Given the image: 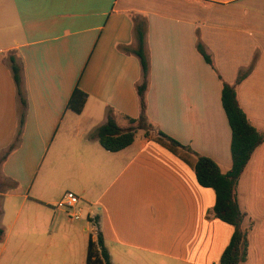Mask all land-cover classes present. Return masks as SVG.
Listing matches in <instances>:
<instances>
[{"label":"crops","instance_id":"crops-1","mask_svg":"<svg viewBox=\"0 0 264 264\" xmlns=\"http://www.w3.org/2000/svg\"><path fill=\"white\" fill-rule=\"evenodd\" d=\"M136 16L147 23L152 131L145 137L139 130L131 145L112 153L93 134L110 111L123 128L140 115L142 70L123 49L135 47ZM9 54L23 67L27 109L19 142L1 166L16 188L3 195L0 264L50 257L86 264L94 219L113 264H219L234 228L214 217L215 192L151 137L162 131L227 173L223 83L235 87L247 119L264 133V0H0V153L20 126ZM75 88L87 94L80 114L67 109ZM67 191L81 198L84 226L55 208ZM236 196L248 229L240 264H264V141Z\"/></svg>","mask_w":264,"mask_h":264},{"label":"trees","instance_id":"trees-1","mask_svg":"<svg viewBox=\"0 0 264 264\" xmlns=\"http://www.w3.org/2000/svg\"><path fill=\"white\" fill-rule=\"evenodd\" d=\"M133 23L134 37L136 40L135 47H124L123 49L138 58L142 70V82L137 87L140 98V115L135 119L129 118L128 127L123 128L116 123L113 113L110 111L106 123L98 127L93 134L94 139L99 142L102 148L112 153L119 152L131 145L139 130L144 132L145 137H150L152 131V125L148 122L147 118L145 97L149 86L150 73V62L145 39L147 23L143 17L138 16L133 18ZM197 48L206 63L214 67L211 57L204 51L200 43H198ZM8 60L16 85L21 113L20 126L15 142L0 153V216L4 193L16 188L14 181L6 179L1 175V166L19 142L27 109L23 67L18 58L13 54L8 55ZM252 68L253 63L246 72L239 74L237 83L242 81ZM86 99L87 94L75 88L68 101L67 109L76 114H80L84 108ZM221 102L231 129L230 151L232 167L227 173H222L212 159L198 155L190 147L182 145L162 131H156L155 135L151 138L189 163L194 171L198 184L204 188H210L215 192L214 217L234 228L230 242L220 257L219 264H240L247 257L248 229L243 228L246 214L239 207L236 186L253 152L264 141V133L257 131L247 119L238 103L236 90L233 85L223 83ZM189 159H191V162ZM93 222L96 225L97 231L94 238L93 236L89 238L86 264H113L105 244L103 232L99 227V220L94 219ZM3 235L4 232L0 228V241H2Z\"/></svg>","mask_w":264,"mask_h":264},{"label":"built area","instance_id":"built-area-1","mask_svg":"<svg viewBox=\"0 0 264 264\" xmlns=\"http://www.w3.org/2000/svg\"><path fill=\"white\" fill-rule=\"evenodd\" d=\"M81 198L72 191H67L56 203L55 208L64 210L70 220H80L83 217V208L80 206Z\"/></svg>","mask_w":264,"mask_h":264},{"label":"rangeland","instance_id":"rangeland-1","mask_svg":"<svg viewBox=\"0 0 264 264\" xmlns=\"http://www.w3.org/2000/svg\"><path fill=\"white\" fill-rule=\"evenodd\" d=\"M60 187H62L61 189H67V188H69L68 187V185L66 184V183H63V185H61ZM56 190V189H55ZM56 192V191H55ZM55 192H53V193H51V196L49 197V198H47V199H49V200H51V199H55V197L57 196V195H55ZM59 201V200H58ZM57 201V202H58ZM47 208H49L50 210H52V212H53V210H54V208H52V207H47ZM62 211H64V210H62ZM65 212V211H64ZM86 218L85 217H83V218H81L79 221H77V224H80L81 226H84L85 224H86ZM17 227L15 228V230L14 229H12V230H10V228L7 230V239L9 240L10 238H12L13 237V235L12 234H15L16 233V231H17ZM30 240H31V238H30ZM58 244H61V242H58ZM65 259L67 260V261H69L70 260V258H69V256H65ZM57 263V259H55V258H52V257H50V258H48V259H35L34 261H32L31 262V264H56ZM16 264H21V262L20 261H18ZM58 264H59V262H58Z\"/></svg>","mask_w":264,"mask_h":264}]
</instances>
